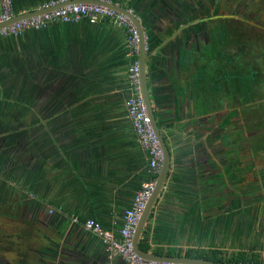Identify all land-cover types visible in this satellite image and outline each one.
Segmentation results:
<instances>
[{"label":"crops","instance_id":"crops-1","mask_svg":"<svg viewBox=\"0 0 264 264\" xmlns=\"http://www.w3.org/2000/svg\"><path fill=\"white\" fill-rule=\"evenodd\" d=\"M48 1L13 0V10L26 13ZM136 1L154 29L165 28L161 41L185 26L147 65L171 167L140 241L158 256L264 262V204L250 203L245 189L229 183L244 159L241 152L223 155L212 105L187 84L194 80L182 51L205 24H190L197 20L193 2ZM181 10L188 14L182 20ZM127 40L126 30L88 20L0 38V264H127L71 220L95 219L117 232L149 178L126 109Z\"/></svg>","mask_w":264,"mask_h":264},{"label":"rangeland","instance_id":"rangeland-1","mask_svg":"<svg viewBox=\"0 0 264 264\" xmlns=\"http://www.w3.org/2000/svg\"><path fill=\"white\" fill-rule=\"evenodd\" d=\"M186 1L193 2V5L198 2L203 10L198 15L199 18H203V15L219 16L207 28L209 42L204 43L198 34L196 38L186 41L190 48L182 53L187 69L193 74V95H202V100L207 99L206 102L212 105L214 111L221 104L224 95L246 101L243 107L237 106L235 101L228 102V109H225L229 110V114L223 121L225 125L217 133V141L222 145L223 155L236 157L241 152L240 156L244 159L235 167L234 178L229 183L235 188L245 189V197L250 203L263 205L264 0H212V7L210 0ZM183 43L185 44V40ZM204 55H207L209 61L212 57H220L218 62H213L219 68L221 66L224 74L215 82L221 84L219 93L216 90L209 93L204 86L205 82L210 81L209 74L204 75L203 67L207 64L202 62V58L206 57ZM230 75L238 77L233 79ZM187 80L190 88L192 78L188 77ZM71 103L73 102L69 101ZM203 103L206 104L204 101ZM220 114L218 113L212 126L215 127L221 121ZM17 262L14 260L13 264Z\"/></svg>","mask_w":264,"mask_h":264},{"label":"built area","instance_id":"built-area-1","mask_svg":"<svg viewBox=\"0 0 264 264\" xmlns=\"http://www.w3.org/2000/svg\"><path fill=\"white\" fill-rule=\"evenodd\" d=\"M63 0L49 1L37 9L56 6ZM0 24L9 21L15 14L13 0H0ZM88 20L92 24L110 23L128 33V47L132 62L128 69L129 97L126 102L128 116L132 122L134 134L139 145L148 158L149 178L136 193L131 206L124 211L122 227L117 231H109L95 219L81 220L78 216L71 217L72 223L84 226L87 231L102 238L109 251L117 252L127 264H189L165 263L149 261L140 257L134 248V237L141 216L151 199L157 185L158 176L164 159L161 142L154 130L151 117L144 100L139 64V35L134 23L118 10L93 4H71L57 8L31 18L22 19L0 29L1 37H18L30 31H38L51 24H68ZM51 214L54 210L50 211Z\"/></svg>","mask_w":264,"mask_h":264},{"label":"water","instance_id":"water-1","mask_svg":"<svg viewBox=\"0 0 264 264\" xmlns=\"http://www.w3.org/2000/svg\"><path fill=\"white\" fill-rule=\"evenodd\" d=\"M133 1L128 0V2L124 1L122 3H116V2H113L110 0H63L61 3H59L56 6H52V7L44 8V9H35V10L29 11L26 13H19L15 17L11 18L9 21H6V22L0 24V29L7 27L11 24H14L15 22H18L22 19L31 18L33 16H37V15H40L43 13L51 12V11H53L57 8L63 7V6H67V5H71V4H79V3L106 6V7L118 10L121 13H124L126 16H128L131 19V21L134 23L136 30L138 32V35H139V47H140L139 64H140L142 92H143V96H144V100L146 103L148 113H149L151 120H152L154 130H155V132H156V134H157V136L161 142V146H162V149L164 152V159H163V163H162V167H161V172H160V175L158 178V182L156 185V189H155L151 199L149 200L143 215L140 218L138 227H137L136 232H135V237H134L135 251L137 252V254L140 257H142L143 259L149 260V261L165 262V263H189V264H224V263L212 262L210 260L201 259V258L158 256V255H154V254H151V253H148V252L142 250L139 246L140 237L142 235L143 229H144L150 215L153 212V209L155 207V203L157 202L161 192L163 191V189L166 185L169 170L171 167V152L168 149V146H167L165 139L162 135V131H161V129L157 123V117L155 115V111H154L152 103H151L150 88H149V84H148V73H147L148 66L147 65H148L149 61H151V62L155 61V57H157L156 52L159 51L160 48L165 46L166 43H168L170 40H172L176 35H178L179 32L185 28V26L181 27L178 31L173 33L169 38L165 39L164 41H161L163 36L160 38V35L158 34V36L154 38L153 43L154 42L159 43V41L161 43L152 52L149 53L148 48L150 47L152 49L153 47L149 46V43H148L149 36H148L147 28L145 27V25L142 21V18H141L143 13H141V11H140L139 15L134 13V11L132 9ZM190 24H193V23H190ZM164 36H166V35H164ZM159 62H161V60ZM156 63H158V62H156ZM106 247L108 248L107 245H106ZM250 264H264V262L250 263Z\"/></svg>","mask_w":264,"mask_h":264},{"label":"flooded vegetation","instance_id":"flooded-vegetation-1","mask_svg":"<svg viewBox=\"0 0 264 264\" xmlns=\"http://www.w3.org/2000/svg\"><path fill=\"white\" fill-rule=\"evenodd\" d=\"M210 3H211V7H212V0H210ZM194 8L197 12V20H195V22H193L192 25H197V24H201V25H204L205 24V30H203L202 28L200 29H196L194 30V32L196 33L195 34V38H196V35L200 34L201 38L203 39V42L204 43H208L209 40H210V36H209V33H207V28H209V24H211L212 21H215V20H218L217 18L219 16H211V17H208L206 15H203V18H199L198 15L200 13H203V10L200 8V6L198 5V2H195V5H194ZM205 9V8H204ZM223 19V18H222ZM244 21V20H243ZM251 25H254V23H250ZM256 26V25H255ZM254 26V27H255ZM201 32H200V31ZM193 39V38H192ZM189 48H190V45H189ZM207 57V55H204ZM219 55L218 56H215L214 58L212 57L211 60L209 61V58H207L206 62V66L203 67V70H204V75L206 73L209 74V78H210V81L208 82H205V87L208 88L209 90V93H212V90H216L218 93H219V89H220V83H215L216 81L220 80L221 79V76L224 75L222 72H221V66L219 68L218 65H216L217 63H213V62H218V59H219ZM237 74V73H236ZM238 75V74H237ZM237 75L235 76H232L230 75V77H232L233 79H235L236 77H238ZM228 80V78H227ZM194 82H192L191 86L193 85ZM226 98H225V102L223 104V96H222V104H223V111L222 113L220 114L222 119L219 123L216 124L215 128L213 131H214V135L215 137H217V133L221 130L220 128H222L225 124L223 123L224 120H226V118L228 117V111L226 109V106L228 104V102H231V101H235L234 99V96L232 95H224ZM236 103H237V106H240V107H243L244 106V101L242 99H239V98H236ZM226 108V109H225ZM225 109V110H224ZM221 111V110H220ZM219 112H214V118L218 115ZM227 111V112H226ZM215 124V122L213 123Z\"/></svg>","mask_w":264,"mask_h":264},{"label":"trees","instance_id":"trees-1","mask_svg":"<svg viewBox=\"0 0 264 264\" xmlns=\"http://www.w3.org/2000/svg\"><path fill=\"white\" fill-rule=\"evenodd\" d=\"M50 1H52V0H50ZM55 1H59V0H55ZM137 1H142V2H144V0H137ZM136 1V2H137ZM182 1H185V0H182ZM49 2V1H48ZM178 2V1H177ZM148 7V10H149V8H151V6H149V5H147L146 7H143V8H147ZM132 9H133V11H134V13L135 14H137V15H139L140 14V8H139V6L137 5V3H136V5L134 6H132ZM148 10H145V12H147ZM192 10L194 11V9L192 8ZM15 12V11H14ZM181 13H184V15L181 17V20L182 19H184L188 14H187V12L186 11H183V10H181ZM15 14H18V13H16L15 12ZM141 18H142V21H143V23H144V25H145V27L147 28V32H148V36H149V39H148V43H149V46H151L152 44H153V41L151 40V38H155V37H157L158 36V34L159 33H162V30H165V28L164 27H160V29H154V25H151L150 24V19H149V17H147V16H145L144 14L141 16ZM159 24H160V22H159ZM182 25V24H181ZM181 25H179V26H177V25H174L173 23H172V26H173V28L174 29H176V30H178L179 28H180V26ZM161 26H163L162 24H161ZM196 29H200V27L199 26H197V28ZM152 35V36H151ZM182 53L184 54V51H182ZM206 60H207V57H204V58H202V62L203 63H205L206 62ZM246 77L247 78H249V75H246ZM24 96V98H23V100H22V103H21V106H23V107H28V95H23ZM225 96L223 97V104H224V102H225ZM200 100V99H199ZM235 102H236V100H235ZM245 102L246 101H244V105H245ZM220 111V108H219V106L217 105V108L215 109V111L214 112H219ZM239 155H240V153H239ZM219 181H217L216 183H218ZM139 246H140V248L142 249V250H144V251H148L149 250V248L145 245V243H144V241L143 240H141L140 242H139ZM186 256L187 257H190V258H201V259H206V260H210V261H212V262H220V263H223V260L222 259H219V258H217L216 257V254L215 255H204V254H202V253H193V252H188L187 254H186ZM243 260V261H242ZM240 261H242V262H240ZM230 263L231 262H233L234 264H240V263H245L246 262V260L243 258V256L242 255H240L238 258H236V259H234V261H229ZM228 262V263H229Z\"/></svg>","mask_w":264,"mask_h":264}]
</instances>
